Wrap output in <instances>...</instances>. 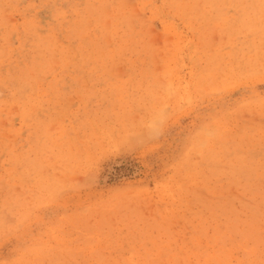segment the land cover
I'll list each match as a JSON object with an SVG mask.
<instances>
[{"label":"rangeland","instance_id":"rangeland-1","mask_svg":"<svg viewBox=\"0 0 264 264\" xmlns=\"http://www.w3.org/2000/svg\"><path fill=\"white\" fill-rule=\"evenodd\" d=\"M263 173L264 0H0V264H264Z\"/></svg>","mask_w":264,"mask_h":264},{"label":"bare ground","instance_id":"bare-ground-1","mask_svg":"<svg viewBox=\"0 0 264 264\" xmlns=\"http://www.w3.org/2000/svg\"><path fill=\"white\" fill-rule=\"evenodd\" d=\"M252 162H253V164H252L251 162H250V163H251L252 165L255 166V164H254L255 162H254L253 160H252ZM241 163H242V162H241ZM247 163H248V162H247ZM251 164H250V165H251ZM257 164H258V163H257ZM260 165H261V164H260ZM243 166H244V165H243ZM257 166H258V165H257ZM235 167H236V166H235ZM244 167H245V166H244ZM232 168L234 169V167H232ZM236 168H238V167H236ZM241 168H242V167H241ZM258 168H259V167H258ZM207 169H208V168H207ZM209 169H210V168H209ZM202 170H203V169H202ZM212 170H214V169H212ZM216 170H217V169H216ZM244 170H245V169H244ZM253 170H255V169H253ZM200 171H201V169H200ZM214 171H215V170H214ZM241 171H242V169H241ZM246 171H247V170H246ZM210 172H211V171H210ZM215 172H216V171H215ZM231 172H232V170H231ZM235 172H238V171L235 170ZM244 172H245V171H244ZM259 172H260V171H259ZM197 173H199V172H197ZM208 173H209V172H208ZM239 173H242V172L239 171ZM249 173H250V172H249ZM201 174H202V173H201ZM223 174H224V173H223ZM225 174H226V173H225ZM247 174H248V173H247ZM250 174H251V173H250ZM252 174H253V173H252ZM263 174H264V173H263ZM207 175H208V174H207ZM210 175H214V173L212 174V172H211ZM216 175H218V174L216 173ZM235 175H236V173H235ZM235 175L232 176V177L234 178ZM241 175H242V174H241ZM243 175H244V174H243ZM245 175H246V174H245ZM245 175H244V176H245ZM261 175H262V174H261ZM203 176H204V175H203ZM203 176H201V177H203ZM219 176H220V175H219ZM228 176H229V175H228ZM228 176H227V177H228ZM237 176H238V174H237ZM255 176H256V175H255ZM255 176H254V174H253V176H251V177L254 178ZM205 177H206V176H205ZM229 177H230V176H229ZM240 177H241V176H240ZM247 177H248V176H247ZM263 177H264V176H263ZM207 178L210 180L209 176H208ZM212 178H213V177H212ZM212 178H211V179H212ZM217 178H218V177H217ZM222 178H223V177H222ZM230 178H231V177H230ZM256 178H258V177H256ZM228 179H229V178H228ZM235 179H236V177H235ZM238 179H239V178H238ZM240 179H241V178H240ZM262 179H263V178H262ZM214 180H215V179H214ZM219 180H220V179H219ZM225 180H226V178H225ZM244 180H247V178L244 179ZM248 180H249V179H248ZM250 180H252V179L250 178ZM253 180H254V179H253ZM196 181H197V180H196ZM201 181H203V179H201ZM205 181H206V179H205ZM217 181H218V180H217ZM223 181H224V180H223ZM226 181H227V180H226ZM230 181H231V180H230ZM256 181H257V179H256ZM203 182H204V181H203ZM203 182H202V183H203ZM207 182H208V181H207ZM220 182H221V181H220ZM227 182H229V181H227ZM246 182H248V181H246ZM218 183H219V182H218ZM223 183H224V182H223ZM231 183H232V182H231ZM248 183H249V182H248ZM251 183H252V182H251ZM260 183H261V182H260ZM204 184H205V183H204ZM207 184H208V183H207ZM210 184H211V183H210ZM210 184H209V185H210ZM212 184H213V183H212ZM229 184H230V183H229ZM245 184H246V183H245ZM218 185H219V184H218ZM222 185H223V184H222ZM231 185H232V184H230V186H231ZM234 185H235V183H234ZM215 186H216V185H215ZM220 186H221V184H220ZM246 186H247V185H246ZM250 186H251V184H250ZM253 186H254V185H253ZM247 188H248V187H247ZM251 189H252V187H251ZM253 189H254V188H253ZM223 190H224V189H223ZM261 190H262V188H261ZM209 191H211V189H209ZM258 191H259V190H258ZM251 192H252V191H251ZM258 193H259V192H258ZM258 193H256L255 195H257ZM261 193H262V192H261ZM263 193H264V192H263ZM196 195H197V194H196ZM252 195H253V194H252ZM261 195H262V194H261ZM211 196H212V195H211ZM257 196H259V194H258ZM260 197H261V196H260ZM198 199H199V198H198ZM256 200H257V199H256ZM261 200H262V197H261ZM206 201H207V200H206ZM198 202H199V201H198ZM202 202H205V201L203 200ZM207 202H208V201H207ZM217 202H219V201H217ZM229 202H231V201L229 200ZM262 202H263V201H262ZM226 203H227V202H226ZM256 203H257V202H256ZM200 204H202V203H199V205H200ZM203 204H204V203H203ZM208 204H209V203H208ZM223 204H224V205H227V204H225V203H223ZM231 204H232V203H231ZM204 205H206V204H204ZM204 205H203V206H204ZM218 205H219V204H218ZM258 205H259V202H258ZM221 206H222V205H221ZM221 206H220V207H221ZM241 206H242V204H241ZM244 206H245V205H243V207H244ZM252 206H255V205H252ZM262 206H263V205H262ZM211 207H212V206H211ZM220 207L218 206V208H220ZM231 207H233V205H232ZM256 207H257V206H256ZM199 208H201V207H199ZM213 208H214V207H213ZM222 208L224 209L225 207L223 206ZM258 208H259V207H258ZM263 208H264V206H263ZM234 209H235V208H234ZM238 209H239V208H238ZM241 209H242V208H241ZM246 209H247V208H246ZM250 209H251V206H250ZM250 209H249V210H250ZM212 210H213V209H212ZM220 210H221V209H220ZM244 210H245V208H244ZM251 210H253V209H251ZM216 211H217V210H215V212H216ZM218 211H219V210H218ZM225 211H229V210H228V209H227V210L225 209ZM225 211L223 210V213H224ZM238 211H239V210H238ZM245 211H246V210H245ZM199 212H200V211H199ZM206 212H207V211H206ZM211 212H214V211H211ZM220 212H221V211H220ZM236 212H237V211H236ZM249 212H250V211H249ZM257 212H258V210H257ZM201 213H202V211H201ZM203 213H204V212H203ZM230 213H232V215H233V212H230ZM237 213H238V212H237ZM237 213H236V214H237ZM251 213H252V212H251ZM255 213H256V212H255ZM259 213H261V212L259 211ZM259 213H258V214H259ZM206 214H207V213H206ZM208 214H209V213H208ZM212 214H213V213H212ZM215 214H218V213H214V215H215ZM227 214H228V213H227ZM234 214H235V210H234ZM236 214H235V216H236ZM210 215H211V214H210ZM210 215H209V216H210ZM229 215H231V214H229ZM232 215H231V217H232ZM259 215H260V214H259ZM196 216H197V215H196ZM223 216H224V215H223ZM235 216H234V217H235ZM257 216H258V215H257ZM210 217H211V216H210ZM214 217H215V216H214ZM217 217H218V216H217ZM255 217H256V214H255ZM259 217H261V216H259ZM198 218H199V217H198ZM236 218H237V217L232 218V220H233V219L236 220ZM246 218H248V217H246ZM249 218H250V217H249ZM193 219H194V218H193ZM196 219H197V218H196ZM219 219H220V218H219ZM221 219H222V218H221ZM253 219H254V218H252V220H253ZM205 220H207V219H205ZM205 220H204V221H205ZM223 220H224V218H223ZM229 220H230V219H229ZM237 220H238V219H237ZM252 220H251V221H252ZM254 220H255V219H254ZM263 220H264V219H263ZM263 220H262V221H263ZM196 221H197V220H196ZM199 221H200V220H199ZM201 221H202V220H201ZM207 221H209V220H207ZM212 221H213V220H212ZM217 221H218V219H217ZM225 221H227V220H225ZM230 221H231V220H230ZM230 221H229V222H230ZM243 221H244V220H243ZM246 221H247V220H246ZM248 221H250V220H248ZM256 221H257V220H256ZM191 222H192V221H191ZM193 222H194V221H193ZM229 222H228L227 224H229ZM236 222H237L238 224L240 223V221H236ZM236 222H235V223H236ZM260 222H261V221H260ZM204 223H205V222H204ZM204 223L202 222V224H204ZM248 223H249V222H248ZM219 224H221V223H219ZM225 224H226V223H225ZM225 224H224V225H225ZM240 224H241V223H240ZM240 224H239V225H240ZM250 224H252V222H251ZM257 224H259L258 221H257ZM257 224H253V226H254V225H257ZM262 224H263V223H262ZM195 225H196V224H195ZM208 225H209V224H208ZM211 225H212V224H211ZM244 225H246V224H243V226H244ZM198 226H199V223H198ZM209 226H210V225H209ZM217 226H218V225H217ZM226 226H227V225H226ZM233 226H234V225H233ZM243 226H241V228H243ZM251 226H252V225H251ZM257 226H258V225H257ZM199 227H200V226H199ZM202 227H203V229H204V226H203V225H202ZM202 227H201V228H202ZM219 227H220V226H219ZM230 227H232V226H230ZM244 227H245V226H244ZM248 227H249V226H248ZM197 228H198V227H197ZM208 228H209V227H208ZM210 228H211V226H210ZM210 228H209V229H210ZM212 228L214 229V227H212ZM220 228H221V227H220ZM225 228H226V227H225ZM225 228H224V229H225ZM235 228H236V227H234V229H235ZM199 229H200V228H199ZM206 229H207V228H206ZM229 229H230V228H229ZM231 229H233V227H232ZM245 229H246V227H245ZM247 229H248V228H247ZM255 229H256V228H255ZM258 229H259V227H258ZM211 230H212V229H211ZM238 230H239V229H238ZM238 230H237V231H238ZM240 230H241V229H240ZM251 230H252V228H251ZM251 230H250V231H251ZM195 231H196V230H195ZM214 231H215V230H214ZM218 231H219V230H218ZM234 231H235V230H234ZM241 231H244V230H241ZM245 231H246V230H245ZM245 231H244V232H245ZM247 231H248V230H247ZM247 231H246V233H247ZM255 231H256V230H255ZM260 231H261V230H260ZM235 232H236V231H235ZM219 233H220V232H219ZM219 233H218V234H215V235H219ZM221 233H223V232H221ZM225 233H226V232H225ZM240 234H242V235L244 236L243 233H240ZM259 234H260V233H259ZM259 234H258V235H259ZM223 235H224V234H223ZM233 235H234V234H233ZM233 235H232V236H233ZM238 235H239V234H238ZM242 235H241V237H242ZM262 235H263V234H262ZM199 236H200V235H199ZM209 236H210V235H209ZM245 236H246V235H245ZM260 236H261V235H260ZM200 237H201V236H200ZM210 237H211V236H210ZM210 237H209V238H210ZM222 237H223V236H222ZM253 237H254V236H253ZM261 237H263V236H261ZM206 238H207V237H206ZM213 238H214V237H213ZM233 238H234V237H233ZM247 238H249V237H247ZM247 238H246V239H247ZM225 239H226V236H225ZM225 239L223 238V240H225ZM244 239H245V238H244ZM260 239H261V238H260ZM209 240H210V239H209ZM212 240H213V239H212ZM212 240H211V241H212ZM226 240H227V239H226ZM232 240H233V239L231 238V241H232ZM240 240H241V238H240ZM240 240H238V242H239ZM229 241H230V240H229ZM245 241H246V240H245ZM248 241H249V239H248ZM262 241H263V240H262ZM262 241H259V242H262ZM218 242H220V241H218ZM236 242H237V241H236ZM240 242H241V241H240ZM242 242H244V241H242ZM254 242H257V241H254ZM254 242H253V245H254ZM202 243H203V241H202ZM233 243H234V242H233ZM245 243H246V242H245ZM221 244H222V243H221ZM228 244H229V243H228ZM240 244L243 245V243H240ZM255 244H257V243H255ZM260 244H261V243H260ZM262 244H263V243H262ZM203 245H204V243H203ZM215 245H217V244H215ZM219 245H220V244H219ZM226 245H227V244H226ZM230 245H232V244H230ZM208 246H210V245L208 244ZM238 246H239V245H238ZM248 246H249V245H248ZM257 246L259 247V245H257ZM204 247H205V246H204ZM223 247H225V246H223ZM223 247H221V248H223ZM249 247H250V246H249ZM253 247H254V246H253ZM211 248H212V247H211ZM219 248H220V247H219ZM238 248H239V247H238ZM241 248H242V247H241ZM260 248H261V247H260ZM206 249H207V248H206ZM225 249H226V248H225ZM251 249H253V248H251ZM194 250H195V249H194ZM203 250H204V249H203ZM215 250H216V249H215ZM217 250H218V249H217ZM220 250H221V249H220ZM263 250H264V249H263ZM166 251H167V250H166ZM166 251H165V252H166ZM197 251H199V249H198ZM197 251H196V252H197ZM200 251H201V250H200ZM204 251H205V250H204ZM207 251H208V250H207ZM224 251H225V250H224ZM234 251H236V250L234 249ZM238 251H239V250H238ZM252 251H253V250H252ZM171 252H172V251H171ZM189 252H190V251H189ZM208 252H209V251H208ZM216 252H217V251H216ZM218 252H219V250H218ZM222 252H223V251H222ZM94 253H95V252H94ZM96 253H97V252H96ZM212 253H213V251H212ZM230 253H231V252H230ZM236 253H237V252H236ZM248 253H249V251H248ZM251 253H252V252H251ZM97 254H98V253H97ZM204 254H205V253H204ZM228 254H229V253H228ZM239 254H240V253H239ZM244 254H245V253H244ZM249 254H250V253H249ZM100 255H101V254H100ZM205 255H206V254H205ZM205 255H203V256H205ZM216 255H217V254H216ZM219 255H221V253L218 254L217 256H219ZM250 255H251V254H250ZM73 256H74V255H73ZM101 256H102V255H101ZM101 256H100V257H101ZM134 256H135V255H134ZM136 256H137V255H136ZM165 256H166V253H165ZM165 256H164V257H165ZM225 256H226V254H225ZM231 256H232V254H231ZM251 256H253V255H251ZM263 256H264V255H263ZM70 257H71V256H70ZM149 257H150V255H149ZM149 257H148V258H149ZM166 257H167V256H166ZM166 257H165V258H166ZM223 257H224V254H223ZM226 257H227V256H226ZM228 257H229V255H228ZM241 257H242V256H241ZM259 257H260V256H259ZM80 258H81V257H80ZM101 258H102V257H101ZM104 258H105V257H104ZM104 258H103V259H104ZM238 258H239V256H238ZM255 258H257V257H255ZM262 258H263V257H262ZM71 259H73V257H72ZM183 259H184V258H183ZM227 259H228V258H227ZM89 260H90V259H89ZM98 260H99V259H98ZM162 260H163V259H162ZM162 260H161V261H162ZM178 260H179V258H178ZM212 260H213V259H212ZM212 260H211V261H212ZM238 260H239V259H238ZM245 260H246V259H245ZM257 260H258V259H257ZM87 261H88V259H87ZM145 261H146V260H145ZM147 261H148V260H147ZM163 261H164V260H163ZM181 261H182V260H181ZM184 261H185V260H184ZM219 261H220V262H219ZM222 261H223V260H222ZM225 261H227V260H225ZM228 261H229V260H228ZM235 261H236V260H235ZM242 261H243V260H242ZM258 261H259V260H258ZM112 262H113V261H112ZM116 262H117V261H116ZM123 262H124V261H123ZM157 262H158V261H157ZM157 262H156V263H157ZM168 262H169V261H168ZM218 262L221 264V258H220V260H218ZM229 262H231V261H229ZM232 262H233V261H232ZM237 262H238V261H237ZM239 262H240V261H239ZM248 262H249V261H248ZM248 262H247V263H248ZM151 263H152V262H151ZM151 263H150V264H151ZM153 263H154V262H153ZM165 263H166V262H165ZM212 263H213V261H212ZM214 263H215V260H214ZM214 263H213V264H214ZM216 263H217V262H216ZM224 263H226V262H223V264H224ZM247 263H246V264H247ZM254 263H255V261H254ZM256 263H257V262H256ZM260 263H261V262H260ZM73 264H74V263H73ZM76 264H77V263H76ZM93 264H94V263H93ZM98 264H100V263H98ZM104 264H105V260H104ZM113 264H114V263H113ZM115 264H117V263H115ZM128 264H129V262H128ZM139 264H140V263H139ZM174 264H175V263H174ZM204 264H206V263H204ZM250 264H251V263H250Z\"/></svg>","mask_w":264,"mask_h":264}]
</instances>
